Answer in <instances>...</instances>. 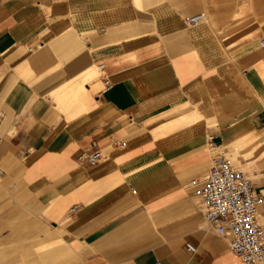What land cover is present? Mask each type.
<instances>
[{
	"label": "crops",
	"instance_id": "crops-1",
	"mask_svg": "<svg viewBox=\"0 0 264 264\" xmlns=\"http://www.w3.org/2000/svg\"><path fill=\"white\" fill-rule=\"evenodd\" d=\"M263 41L264 0H0V264H245L190 183L264 197Z\"/></svg>",
	"mask_w": 264,
	"mask_h": 264
},
{
	"label": "built area",
	"instance_id": "built-area-1",
	"mask_svg": "<svg viewBox=\"0 0 264 264\" xmlns=\"http://www.w3.org/2000/svg\"><path fill=\"white\" fill-rule=\"evenodd\" d=\"M202 15L187 19L189 25H198ZM264 46V41L261 43ZM100 71L104 65H99ZM106 88L111 83L105 81ZM127 143L115 141L112 146L126 147ZM95 146V145H94ZM104 159L103 152L95 148L84 150L78 157L81 164L95 166ZM195 196L199 199L205 217V227L227 238L230 249L245 264H264V229L258 220V211L264 197L256 193L254 183L236 169L230 160L219 157L204 181H191ZM187 249L195 253L196 247L188 243Z\"/></svg>",
	"mask_w": 264,
	"mask_h": 264
},
{
	"label": "rangeland",
	"instance_id": "rangeland-1",
	"mask_svg": "<svg viewBox=\"0 0 264 264\" xmlns=\"http://www.w3.org/2000/svg\"><path fill=\"white\" fill-rule=\"evenodd\" d=\"M96 33H94V35H95ZM84 38H86V36H83Z\"/></svg>",
	"mask_w": 264,
	"mask_h": 264
},
{
	"label": "bare ground",
	"instance_id": "bare-ground-1",
	"mask_svg": "<svg viewBox=\"0 0 264 264\" xmlns=\"http://www.w3.org/2000/svg\"><path fill=\"white\" fill-rule=\"evenodd\" d=\"M201 23V22H200Z\"/></svg>",
	"mask_w": 264,
	"mask_h": 264
}]
</instances>
